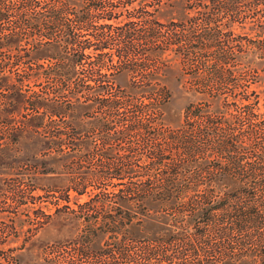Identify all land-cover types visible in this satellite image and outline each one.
<instances>
[{"label": "rangeland", "instance_id": "obj_1", "mask_svg": "<svg viewBox=\"0 0 264 264\" xmlns=\"http://www.w3.org/2000/svg\"><path fill=\"white\" fill-rule=\"evenodd\" d=\"M34 1L33 15L58 11V17L24 18L28 24L13 14L0 21V36L15 31L21 38L18 47L0 50V197L11 195L4 187L18 180L27 197L26 204L9 199L0 208V264H125L127 237L142 236L150 221L133 210H112L110 182L127 178L112 174V167L155 162L150 150L162 142L160 134L183 123L189 104L207 100L204 87L231 93L234 86L242 94L246 85L263 98L264 61L236 53L235 65L223 67L233 72L225 81L212 77L211 67L197 65L192 54L180 57L178 40L166 33L172 28L167 13L191 7L188 0ZM250 25L244 30L248 38ZM72 133H79L77 147L85 152L76 165L64 155ZM70 166L80 167L78 176L90 184H107L104 193L90 200L89 193L71 191L67 209ZM132 176L148 177L142 171ZM224 187L234 186L199 189L214 190L218 199ZM28 195L41 197L33 205ZM40 210L49 217L35 227ZM113 218L124 221L116 232ZM140 220L144 224L134 227ZM234 264L264 261L259 254Z\"/></svg>", "mask_w": 264, "mask_h": 264}, {"label": "trees", "instance_id": "obj_2", "mask_svg": "<svg viewBox=\"0 0 264 264\" xmlns=\"http://www.w3.org/2000/svg\"><path fill=\"white\" fill-rule=\"evenodd\" d=\"M188 1L191 7L167 13L172 28L166 33L178 40L180 57L192 54L197 65L211 67L210 75L225 81L233 72L223 67L235 65L236 53L241 57L254 54L263 63L264 0ZM35 3L0 0V21L13 14L28 24L32 23L24 18L39 21L49 15L58 17V11L33 15L29 10ZM174 18L177 22L171 20ZM248 23L253 32L249 38L244 31ZM20 41L17 32L4 33L0 50L14 49ZM183 42L190 48L184 50ZM162 90V97L167 98L168 90ZM201 90L207 100L189 104L178 128L159 133L162 142L150 150L155 162L145 167L132 162L112 167V174L127 177L110 182L112 210H133L150 221L146 222L150 228L142 236L127 237L128 248L122 253L127 259L125 264H234L259 254L264 261V97L249 91L246 85L242 94L234 86L228 90L231 93L217 87ZM227 95L233 98L236 109L230 106ZM52 108L60 109L58 105ZM108 110L112 111V98ZM78 141L79 133L69 136L66 163L76 165L85 155L77 147ZM70 167L64 197L67 209L71 191L76 195L89 193L90 200L104 193L107 184H90L88 177L78 176L80 167ZM140 171L148 177L133 179L132 175ZM87 173L96 176L93 170ZM212 183L234 187H224L217 199L214 190L199 189ZM22 184L18 180L17 184L5 185L6 193L11 195L0 197V208L4 210L9 199L17 205L27 203ZM32 190L35 187L28 194ZM28 196L33 205L41 197ZM83 205H89V201ZM35 216V227L49 217L41 210ZM123 222L113 218L112 231L116 232ZM143 224L141 220L133 223L134 227Z\"/></svg>", "mask_w": 264, "mask_h": 264}]
</instances>
